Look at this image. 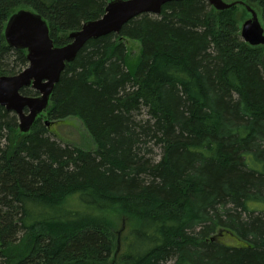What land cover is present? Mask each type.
<instances>
[{
  "label": "trees",
  "instance_id": "obj_1",
  "mask_svg": "<svg viewBox=\"0 0 264 264\" xmlns=\"http://www.w3.org/2000/svg\"><path fill=\"white\" fill-rule=\"evenodd\" d=\"M109 1L0 0V76L28 65L5 39L13 13L63 46ZM225 1L264 26V0ZM241 7L171 1L90 39L28 133L0 105V264H264V45L241 37ZM70 117L95 150L51 136Z\"/></svg>",
  "mask_w": 264,
  "mask_h": 264
},
{
  "label": "water",
  "instance_id": "obj_2",
  "mask_svg": "<svg viewBox=\"0 0 264 264\" xmlns=\"http://www.w3.org/2000/svg\"><path fill=\"white\" fill-rule=\"evenodd\" d=\"M171 1L177 0H110L101 18L87 21L79 30L72 31L69 43L63 46L55 44L49 24L41 14L28 8L19 9L8 19L4 35L9 46L26 50L28 65L17 74L0 76V105L18 115L22 132H30L38 117L48 109L67 63L76 58L90 39L119 33L124 24L144 13L158 15ZM207 1L220 11L244 6L251 17L243 21L241 37L252 46L264 45V26L257 10L244 2ZM24 88H32L39 95H25ZM223 231L218 234L222 235ZM217 236L213 235L211 240ZM112 264H116V256Z\"/></svg>",
  "mask_w": 264,
  "mask_h": 264
},
{
  "label": "rangeland",
  "instance_id": "obj_3",
  "mask_svg": "<svg viewBox=\"0 0 264 264\" xmlns=\"http://www.w3.org/2000/svg\"><path fill=\"white\" fill-rule=\"evenodd\" d=\"M244 13L245 20L251 16V13L248 11H244V8H239ZM244 19L241 20V24ZM127 46L129 49V58H128V66L130 68H134V66L138 63L140 51H141V43L138 40L128 39ZM36 96V95H33ZM46 118V111L45 117ZM50 128V134L53 138L61 141L64 144H72L76 147H80L87 150H95V143L88 132L86 126L83 121L78 117H70L66 121L61 122H51L48 124ZM222 234H230L228 232H223ZM222 237V235H220Z\"/></svg>",
  "mask_w": 264,
  "mask_h": 264
}]
</instances>
